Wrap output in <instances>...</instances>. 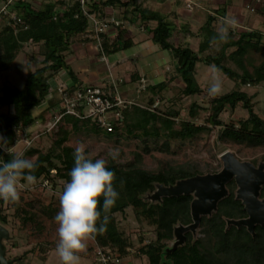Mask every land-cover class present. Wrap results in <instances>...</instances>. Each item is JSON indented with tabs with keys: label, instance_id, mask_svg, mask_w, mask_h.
<instances>
[{
	"label": "trees",
	"instance_id": "16d2710c",
	"mask_svg": "<svg viewBox=\"0 0 264 264\" xmlns=\"http://www.w3.org/2000/svg\"><path fill=\"white\" fill-rule=\"evenodd\" d=\"M4 6L6 13L0 9V17L4 20V24L0 26V73L11 69L21 71L18 59L22 56L24 59L27 57L25 53L27 45L33 48L32 53L41 59L40 65L34 67L29 61L24 60L23 83L20 87L6 83L0 87V107H7L6 112H0V137L6 140L0 141V160L7 161L13 156L4 149L13 146L15 130L18 127L31 126L36 119L44 120V112L58 108L60 97L49 95L51 90L49 79L65 71L73 79L72 84L77 83L65 56L73 43L96 42L95 36L90 35H97L100 48L97 51L98 56H108L134 45L131 38L125 37L126 29H121L120 25L109 23L115 28L113 36H108L106 31L97 33L93 31L88 15L97 16L100 20L110 18L115 14L106 11L105 8L108 6L121 8L119 18L123 21L135 23L138 19L144 25V30L152 43L168 52L169 63L174 71L169 78L177 76L175 78L180 79L183 85L180 92L183 95L196 94L202 90L195 75L199 63L215 65L227 79L234 82L236 88L210 100L208 122L221 126L217 131L218 139L245 142L252 146L264 144V119L254 112L252 95L239 89L242 85L254 86L264 82V43L260 31L254 29H244L235 33L228 31L229 38L226 41L214 40L217 30L213 29L211 23L216 16H208L200 28L203 38L194 50L188 45L171 41L173 29L169 22L159 12L143 7L136 0H85L84 7L79 0H7ZM257 11L264 15V4ZM12 14L19 16L20 22L13 24L10 20ZM149 22L154 23V26L150 27ZM215 44H219L215 52L205 53ZM254 55L258 58L254 59ZM227 62L234 63L239 71L232 69ZM247 65L250 66V70ZM132 77L135 78L136 74L132 73ZM166 84L167 79L147 84L142 92L148 90L156 93L165 89ZM42 105L45 106L44 111L35 117L32 109ZM225 105L231 109L240 105L246 111V117L234 123H223L217 118ZM195 106L192 104V107ZM59 111L61 112L62 108ZM189 114L194 115L193 108L189 110ZM172 124L170 114H158L150 107L131 106L130 103H126L120 110V117L113 121L112 131L98 127L92 117L79 118L66 113L60 118L56 138L49 149L45 152L29 149L24 157L35 154L32 161L36 167L31 170V174L36 180L53 181L54 176L66 182L69 179L68 172L73 166V148L65 144L70 131H92L96 134L101 133L108 139L122 133L142 139L163 135L167 143L169 139L188 140L199 132L210 130L208 126L194 125L188 120H182L178 129L172 128ZM107 167L114 173L112 185L119 195L107 213L101 212V219L104 215L108 217L105 231L96 234L93 239L97 240L99 246L109 249L102 250L104 254L107 255L112 250L117 256L123 254L124 241L115 227L113 213L121 211L125 205H130L137 215L155 226V242L149 243L141 250L148 264H160L159 251L164 245L163 241L172 238L173 226L178 221L183 224L191 221L189 203L192 196L163 197L161 203L147 205L139 200L138 195L152 189L154 183H174L196 172L177 166L149 171L133 163L122 167L113 161H109ZM20 179L24 180L23 177ZM227 186L230 188V194L219 201L217 213L210 219L201 217V224L204 226L201 230L203 236L189 243L190 234L186 233L185 244L166 255L167 263L164 264H264V227L256 228L253 236L243 227L235 229L231 226L227 231L223 230L222 215L236 217L244 214L240 201L232 197V188L235 186L233 181ZM120 201H125L124 205L120 204ZM3 202L0 200V224L5 225L7 217L2 212ZM11 204L13 213L20 216L22 223L30 222L39 226L35 212L19 207L17 201ZM97 207L99 209V204ZM211 240H215L212 250L209 248Z\"/></svg>",
	"mask_w": 264,
	"mask_h": 264
},
{
	"label": "rangeland",
	"instance_id": "374dc122",
	"mask_svg": "<svg viewBox=\"0 0 264 264\" xmlns=\"http://www.w3.org/2000/svg\"><path fill=\"white\" fill-rule=\"evenodd\" d=\"M2 1L5 2L7 0ZM95 18L99 19L97 16ZM2 24H4V20L0 17V26ZM89 24L92 25V22H89ZM114 33L115 30H113V33L111 34L114 35ZM196 42V40H190V47L194 50L197 47ZM149 44L150 42L145 44L144 47L142 45H135L127 50L109 54L103 60L101 58L102 55L98 56L97 54V42L73 43L65 56L67 60V56L70 54L75 56L83 53L89 56H92L93 54L96 59L94 62H89L85 57L86 59L80 61V64L77 62V64L86 66V68L93 71V73H96L98 78H100V82L105 80L102 78L108 76L109 69L116 67V72L111 70L114 74L112 72L109 73H112L111 77H114L113 79L116 82V89L121 99L125 102H129L131 106L139 105L150 107L158 114H170L171 119L173 120L172 128L178 129L180 128L182 120H188L194 125L208 126L210 130L199 132L188 140L169 139L167 140V143H165L163 135L142 139L141 137H132L122 133L117 137L108 139L103 134H96L92 131H70L65 144L72 148L78 143L83 144L87 155L92 159L103 157L106 159L107 163L113 161L120 164L122 167H127L129 163H133L134 165H138L149 171H157L168 166H177L195 171L196 174L216 172L221 168V160L219 156L225 151L232 152L239 160L253 162L254 164L263 161L264 144L252 146L245 142L237 143L230 140L223 141L217 138V131L221 126L211 125L208 122V115L211 111L210 100L213 98L207 95L209 65L197 64L195 75L202 90L196 94L183 95L180 92V88L183 86L180 79L175 78L177 76L169 78L174 74V71L169 63L170 57L168 52L160 49L155 44L150 46ZM218 47L219 44H215L206 50L205 53L215 52ZM140 49H144L142 50L143 59L140 60L139 57L136 58V56H133L136 60L130 64L127 61L120 63L121 60H119L118 64L115 62L114 66L111 65L113 59L121 56L124 57L129 53L134 52L135 50L139 51ZM25 51L27 55V57H25L26 61H29L30 65L33 67L39 66L41 58L32 53L33 48L27 45L25 46ZM255 58H258V56L254 55V59ZM25 59L23 56L18 59V61H20L19 65L21 66L20 72L11 69L0 73V87L4 83L18 87L22 85V75L24 73L23 62ZM69 60H72L71 57H69ZM70 64L71 67L75 69L77 68L75 63ZM227 65L232 69L239 71V68L236 67L234 63L227 62ZM247 68L250 70L249 65H247ZM83 70H85V68ZM132 73H135L137 77H132ZM219 76L222 80V91L220 94L236 88L234 82L227 79L220 71ZM165 79H167L165 89L156 93H151L148 90L144 91V93L142 92L143 87L147 84H154ZM57 81L58 79L55 77L52 78V80L49 79L51 86L50 94L52 93L54 96H57ZM239 89L252 95V102L254 104L253 110L264 119V82L254 86L249 84L242 85ZM121 91L125 92L123 93ZM149 101H151V103H149ZM192 104L196 106L192 107ZM44 107L45 106L42 105L33 108L32 114L36 117L44 111ZM192 108L194 115L189 114V110ZM6 111L7 107H0V112ZM50 113L53 114L54 111L44 112L43 116L45 119H36L31 126L18 127L15 130L13 146L10 149L8 148L4 150L9 151L12 155L22 153L23 156H25V152L29 149H37L41 152L47 151L52 141L56 138L55 133L58 128V125H56L50 131L46 129L49 126L48 119L52 115H50ZM246 115V111L240 105H237L233 109L229 108L228 105H225L217 119L221 120L223 123L229 124L245 118ZM112 150H115L118 153L115 160L108 156V153ZM26 158L34 160L35 154ZM52 180L53 181L48 179V183L43 184V180L40 179L35 180L33 183L21 180L20 177L17 179L18 199L16 201L20 205L19 207L30 212H35L34 215L38 219L39 226L32 225L30 222L22 223L19 218L20 216L13 213V204H11V202L4 201L2 204V212L6 214L7 217V222L3 226L7 228L9 233V238L3 241L6 258L12 259L17 264H58V258L54 252L57 237L55 233L56 224L53 221V217L59 209V194L61 193L65 182L64 179L54 176H52ZM154 185L155 183L153 184L152 189H147L140 193L138 195L139 200L147 205L161 203V200L152 201L150 199V195L155 187ZM226 187L228 190V197L230 194V188L227 185ZM235 188L236 185L232 188L233 198ZM124 203L125 201H120V204L124 205ZM217 209L213 211L210 216L205 215L202 217L210 219L215 213H217ZM113 218L115 227L124 241V253L118 256L115 252L113 253V250L107 253L110 258L108 264H148L147 258L142 254L141 249H143V247L145 248L149 243L155 242V226L140 215H137L130 205H125L121 211L113 213ZM229 218L237 219L236 217L221 216L224 231L231 228V226H227L226 224V219ZM179 223L183 224L178 221L175 225ZM203 227L204 226L201 224L200 220L195 232L193 234L189 233V243H192L199 237L203 236V233L201 232ZM235 229L237 228L235 227ZM173 240L174 238L172 237L171 239L163 241L164 245L159 251L160 264L167 263L165 256L168 254L164 252V248L170 247ZM186 240L187 237L185 236L184 242L181 246L185 244ZM214 246L215 240H211L209 243L210 250H212ZM103 247L104 246H99L97 240H94L93 238L86 241V246L80 253V264H103L100 261L101 255L98 251L109 250L107 247ZM177 247H180V245ZM103 255L106 256L104 253ZM116 258L117 261L114 260Z\"/></svg>",
	"mask_w": 264,
	"mask_h": 264
},
{
	"label": "clouds",
	"instance_id": "9594fccd",
	"mask_svg": "<svg viewBox=\"0 0 264 264\" xmlns=\"http://www.w3.org/2000/svg\"><path fill=\"white\" fill-rule=\"evenodd\" d=\"M234 24V20L226 17L213 39L226 41L229 38V26ZM208 73L207 95L215 97L222 91L219 69L209 65ZM0 141L6 140L0 137ZM117 155L115 150L108 153L113 160ZM72 158L69 179L63 184L59 194V209L53 217L57 237L54 252L58 264H80V253L86 241L105 231L108 217L104 215L101 219V212L107 213L119 195L113 188L114 173L107 167L105 158H89L84 145L80 143L73 148ZM35 167V163L22 153L13 155L7 161L0 160V200L15 202L18 199V177H23L28 183L35 182L36 177L31 174Z\"/></svg>",
	"mask_w": 264,
	"mask_h": 264
},
{
	"label": "crops",
	"instance_id": "0c3cea01",
	"mask_svg": "<svg viewBox=\"0 0 264 264\" xmlns=\"http://www.w3.org/2000/svg\"><path fill=\"white\" fill-rule=\"evenodd\" d=\"M138 4H141L143 7L149 8L150 10H154L163 15V17L169 22V25L172 27V33L170 36L171 41L174 43H182L190 46V40H196V44L203 38V35L200 32L201 26L206 22L208 16H216L215 19L212 20L213 29L217 30L223 20L227 17L231 20L235 21L234 25L229 26V30L232 33L238 32L240 30H258L262 34V41L264 43V15L260 14L257 9L262 7L264 4V0H136ZM0 9L4 6L5 2L0 0ZM107 12H112V17L115 20L122 21V25H120L121 29H126L125 37L131 38L135 45H142L144 47L145 44L149 43L153 45L152 41L149 39V35L144 30V25L136 19L135 23H129L128 21H123L119 18V13H121L122 9L116 6L106 7ZM149 26L153 27L154 23L149 22ZM138 27V28H137ZM115 28L113 26H109L106 29V33L108 36H113ZM111 34V35H110ZM147 49V48H146ZM127 50V49H126ZM144 49L135 50L134 52L129 53L126 56H121L113 59L111 65L114 66L115 62L123 63L125 61L132 63L136 59L133 56L139 57V59H143V51ZM149 50V49H147ZM80 54V53H79ZM141 55V56H140ZM71 57L72 60H69ZM88 59L89 62H94L95 56H89L87 54H81L78 56L68 55L67 63L69 66L70 63H75L76 69L71 67L74 72L75 80L77 82L94 84L99 83L100 78L96 73H93L90 69L86 68V66L79 65L80 61L83 59ZM103 60L106 56L101 57ZM99 59V58H98ZM150 59V58H148ZM79 62V64H77ZM137 63V62H136ZM139 63V62H138ZM78 65V66H77ZM127 67V66H125ZM124 67V68H125ZM85 68V70H83ZM110 68V67H109ZM108 68V69H109ZM122 69V68H121ZM117 71L116 67L109 69L108 76L102 78L103 80H107L112 76V71ZM112 72V73H109ZM114 74V73H113ZM142 75V74H141ZM137 77V76H136ZM55 78L58 79L57 83H72L73 79L67 75L65 71H61ZM114 78V77H111ZM116 78V75H115ZM52 80V79H50ZM125 92V91H121ZM51 97L54 95L49 93Z\"/></svg>",
	"mask_w": 264,
	"mask_h": 264
},
{
	"label": "water",
	"instance_id": "95a60500",
	"mask_svg": "<svg viewBox=\"0 0 264 264\" xmlns=\"http://www.w3.org/2000/svg\"><path fill=\"white\" fill-rule=\"evenodd\" d=\"M221 168L216 172L194 174L178 179L174 183H155L150 195L152 201L162 200L163 197L191 195L189 203L191 221L188 224L173 226L170 247H165L164 252L169 254L178 245L184 242L186 233H194L202 216H210L217 209L219 201L228 195L227 183L234 181L236 188L234 199L239 200L247 216L242 218L226 219L227 226L245 227L251 235L254 234L255 224L264 223V197L259 198V191L264 185V160L253 164L249 161L239 160L230 151H225L219 156ZM230 168V169H229ZM252 208L261 214L252 217ZM9 238L6 227L0 224V264H17L12 259L6 258L3 241Z\"/></svg>",
	"mask_w": 264,
	"mask_h": 264
},
{
	"label": "built area",
	"instance_id": "2783aa9c",
	"mask_svg": "<svg viewBox=\"0 0 264 264\" xmlns=\"http://www.w3.org/2000/svg\"><path fill=\"white\" fill-rule=\"evenodd\" d=\"M82 7H84L85 0H79ZM1 11L6 13V7L3 6ZM89 22H92L93 31L96 33L99 31H106L110 26L109 23L114 25H122V21L115 20L113 17L105 20L96 19L94 15H88ZM10 20L13 24L20 22V17L12 14ZM97 42V48H99V38L97 35H90L94 37ZM101 57H104L102 55ZM56 94L60 97V104L58 108L54 110V113L49 117L46 128L48 131L52 130L59 122L63 114H72L79 118L92 117L95 119L98 127L105 129L106 131H112L113 121L120 117V110L126 106L124 100L119 96L116 89V82L113 78L109 77L107 80L88 84L77 82L72 83H59L56 85ZM60 108L62 111L60 112ZM48 183L46 179L43 180V184ZM101 255L100 260L103 263L110 260L108 254L103 255L102 251H98ZM117 261V258L114 259Z\"/></svg>",
	"mask_w": 264,
	"mask_h": 264
},
{
	"label": "flooded vegetation",
	"instance_id": "af4514ba",
	"mask_svg": "<svg viewBox=\"0 0 264 264\" xmlns=\"http://www.w3.org/2000/svg\"><path fill=\"white\" fill-rule=\"evenodd\" d=\"M253 163V162H252ZM254 164V163H253ZM255 165V164H254ZM264 197V185L263 186H261V188H260V191H259V198H263ZM242 210H243V208H242ZM244 211V210H243ZM247 216V214H246V212L244 211V214L243 215H240V216H236V217H238V218H242V217H246ZM241 227H243V226H240L239 228H241ZM259 227H264V223H262L261 225H258V224H255V226H254V232H255V230H256V228H259ZM238 228V229H239ZM244 228V227H243ZM254 235V234H253Z\"/></svg>",
	"mask_w": 264,
	"mask_h": 264
},
{
	"label": "bare ground",
	"instance_id": "6f19581e",
	"mask_svg": "<svg viewBox=\"0 0 264 264\" xmlns=\"http://www.w3.org/2000/svg\"><path fill=\"white\" fill-rule=\"evenodd\" d=\"M252 211H253L252 217H254L255 215H259L261 217V214L258 212V210L252 208Z\"/></svg>",
	"mask_w": 264,
	"mask_h": 264
}]
</instances>
